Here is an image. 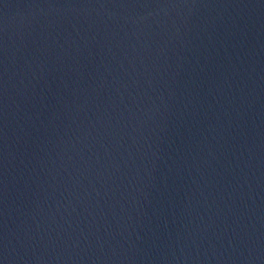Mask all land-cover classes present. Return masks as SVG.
<instances>
[{
  "label": "water",
  "instance_id": "water-1",
  "mask_svg": "<svg viewBox=\"0 0 264 264\" xmlns=\"http://www.w3.org/2000/svg\"><path fill=\"white\" fill-rule=\"evenodd\" d=\"M0 264H264V0H0Z\"/></svg>",
  "mask_w": 264,
  "mask_h": 264
}]
</instances>
